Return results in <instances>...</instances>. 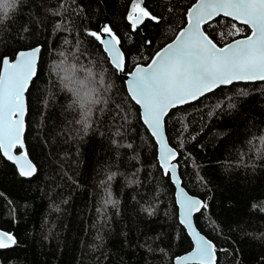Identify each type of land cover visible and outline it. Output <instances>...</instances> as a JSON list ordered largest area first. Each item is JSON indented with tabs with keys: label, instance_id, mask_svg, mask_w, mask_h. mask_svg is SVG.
<instances>
[{
	"label": "trees",
	"instance_id": "16d2710c",
	"mask_svg": "<svg viewBox=\"0 0 264 264\" xmlns=\"http://www.w3.org/2000/svg\"><path fill=\"white\" fill-rule=\"evenodd\" d=\"M192 2L143 0L162 19L146 20L135 32L126 19L132 0H18L11 18L0 23V58L12 60L38 45L42 52L26 94L25 146L38 171L25 179L0 155V230L18 240L0 250V264H173L192 249L178 222L174 186L158 168L156 145L138 106L102 46L86 35L109 25L121 40L126 74L174 39ZM227 31L223 25L209 29L220 46L247 34L221 39L219 33ZM73 56L110 85L101 88L105 112L93 117L87 134L74 123L79 117L56 71L65 57L75 63ZM219 103L222 110L214 107ZM121 108L113 123L111 111ZM260 136L264 82L221 87L174 109L167 120L166 137L183 156L182 187L208 204L204 215L197 214L198 228L218 249H227L218 253L219 264H264ZM109 192L118 203L104 204Z\"/></svg>",
	"mask_w": 264,
	"mask_h": 264
},
{
	"label": "snow or ice",
	"instance_id": "6c2138e0",
	"mask_svg": "<svg viewBox=\"0 0 264 264\" xmlns=\"http://www.w3.org/2000/svg\"><path fill=\"white\" fill-rule=\"evenodd\" d=\"M17 3L18 0H0V23L11 18ZM64 7V3H61L60 8ZM53 14L60 15V12L55 11ZM126 19L135 32L146 20L159 24L162 18L144 7L143 0H132ZM182 22L184 26L178 30L174 39L157 51L146 66L137 64L128 73L130 79L126 81L127 95L138 106L139 118L155 142V158L160 172L177 190L178 222L191 239L192 250L177 256L173 264H219L218 253L227 252V249H218L198 228L197 214L204 215L208 204L189 195L182 187L179 169L183 156L179 149L170 146V139L166 137V124L174 109L201 101V98L222 86L236 82H264V0H193L184 12ZM218 25L228 29L227 32L219 33L221 39L240 36L246 31L247 34L220 46L209 32V29H215ZM86 35L102 46L114 70L125 73L126 56L120 50L121 40L109 25H103L99 31L88 30ZM41 55V47L38 45L19 51L14 61L8 57L0 58V155L16 166L20 176L28 178L34 176L38 169L24 150V94L30 81L37 76ZM72 60L76 62L65 57L56 65V71L79 117L74 123L80 125L87 134L95 123L93 117L105 112L108 101L101 88L107 91L110 85L105 83L102 74L79 64L75 56ZM240 94L247 93L241 90ZM214 107L222 110L223 104ZM228 107L234 105L229 104ZM120 111L124 110L111 111L113 123L121 118ZM214 114L210 111L209 117ZM114 134L119 136L120 131ZM195 138L192 136V139ZM258 139L264 141V136ZM113 143L117 142L113 140ZM127 147L131 148L132 145L128 144ZM17 148L24 151L15 155ZM180 148H183V141ZM260 155L264 158V153ZM115 175L110 174L108 181ZM108 197L104 200L105 205L118 203L110 198V192ZM101 211L97 209V212ZM145 211L152 215L154 209ZM17 245L18 240L13 234L0 231V250Z\"/></svg>",
	"mask_w": 264,
	"mask_h": 264
},
{
	"label": "water",
	"instance_id": "95a60500",
	"mask_svg": "<svg viewBox=\"0 0 264 264\" xmlns=\"http://www.w3.org/2000/svg\"><path fill=\"white\" fill-rule=\"evenodd\" d=\"M240 39V38H239ZM35 48V47H34ZM120 50H121V48H120ZM23 51H26V50H23ZM121 52H122V50H121ZM123 53V52H122ZM16 59V55H15V57H14V59H9L10 61H14ZM39 60H40V58H39ZM39 60H38V64H39ZM150 62V61H149ZM148 62V63H149ZM147 63V64H148ZM38 64H37V70H38ZM146 64V65H147ZM146 65H141V66H146ZM134 70V68L129 72V73H131L132 71ZM119 73V72H118ZM119 75H121L122 77H123V80H124V82H125V87H126V81L128 80V79H130V76L128 75V73L127 74H121V73H119ZM36 77V76H35ZM35 77H33V79H32V81L35 79ZM32 81H30V83H29V86H28V90H29V88H30V85H31V83H32ZM257 82H259V81H257ZM236 83H244V82H236ZM235 84V83H234ZM230 86V85H229ZM222 87H228V86H222ZM28 90L25 92V94H24V96H25V104H26V115H27V99H26V94H27V92H28ZM126 90H127V88H126ZM217 90V89H216ZM210 94V93H209ZM26 115H25V132H26ZM24 150H26V146H25V149ZM24 150H21V149H19V148H17L15 151H14V154L15 155H19L22 151H24ZM17 151V152H16ZM5 159V158H4ZM7 162H9V163H11L10 161H8L7 159H5ZM30 160V159H29ZM31 161V160H30ZM32 162V161H31ZM33 163V162H32ZM12 164V163H11ZM14 167H15V169H16V166L14 165V164H12ZM17 170V169H16ZM18 172V171H17ZM22 177V176H21ZM33 177V176H32ZM23 178H25V179H29L28 177H23ZM31 178V177H30ZM181 185H182V183H181ZM174 189H175V187H174ZM176 189H175V193H174V197H175V202H176ZM199 199V198H198ZM177 206V205H176ZM177 212H178V207H177ZM1 231V230H0ZM190 238V237H189ZM191 240V239H190ZM3 250H5V249H3ZM192 250V249H191ZM190 250V251H191ZM189 251V252H190ZM185 255V254H184ZM183 256V255H182Z\"/></svg>",
	"mask_w": 264,
	"mask_h": 264
},
{
	"label": "rangeland",
	"instance_id": "374dc122",
	"mask_svg": "<svg viewBox=\"0 0 264 264\" xmlns=\"http://www.w3.org/2000/svg\"><path fill=\"white\" fill-rule=\"evenodd\" d=\"M129 73V72H128ZM125 74V73H124ZM127 74V73H126ZM174 193H175V191H174Z\"/></svg>",
	"mask_w": 264,
	"mask_h": 264
}]
</instances>
